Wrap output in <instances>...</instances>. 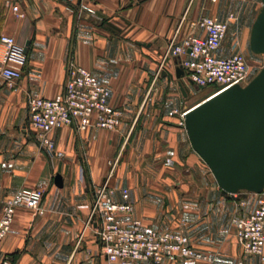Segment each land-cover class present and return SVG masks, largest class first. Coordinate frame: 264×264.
Masks as SVG:
<instances>
[{
	"label": "crops",
	"instance_id": "1",
	"mask_svg": "<svg viewBox=\"0 0 264 264\" xmlns=\"http://www.w3.org/2000/svg\"><path fill=\"white\" fill-rule=\"evenodd\" d=\"M14 4L24 17L16 15ZM255 4L0 0V37L10 35L24 47L29 43L22 79L13 88L0 80V218L5 201L17 199L24 188L42 189L46 210L34 217L26 208L17 209L10 233L0 241V264L6 257L11 264H107L96 225L86 223L93 186L110 173V184L117 189L114 200L122 201L120 189L127 187L134 204L132 218L142 219L145 226L186 234L194 247L214 255L213 264H264V254H244L233 224L245 210L241 201H251L252 193L226 197L192 148L179 114L170 115L174 109L189 108L195 85L175 56L157 74L182 19L185 35L191 31L189 22L202 16L228 22L216 55L241 52L239 37L252 28L260 11L256 13ZM234 13L240 14L238 23L228 21ZM70 62L92 71L110 89V103L123 111V122L115 131L57 129L51 156L28 128L27 95L35 91L53 97L62 92ZM57 174L62 176L61 187ZM164 264L205 263L167 259Z\"/></svg>",
	"mask_w": 264,
	"mask_h": 264
},
{
	"label": "built area",
	"instance_id": "2",
	"mask_svg": "<svg viewBox=\"0 0 264 264\" xmlns=\"http://www.w3.org/2000/svg\"><path fill=\"white\" fill-rule=\"evenodd\" d=\"M12 8L18 17H24L18 5ZM183 23L184 19L170 38L157 74L165 69L166 60L175 56L191 83L198 88H213L210 95L234 85L245 86L252 80L248 60L242 52L228 57L216 55L227 36L228 22L216 16H202L189 22L191 31L186 35L182 33ZM0 47V80L13 88L23 77L27 53L24 46L6 34L0 37ZM110 96V89L92 71L70 62L62 92L53 97L35 91L28 93V128L40 147L53 156L56 142L52 134L57 129L70 126L77 132H86L94 128L115 131L121 127L123 111L110 103ZM188 110L174 109L170 115L179 114L181 124L185 125ZM111 175L93 186L94 203L86 223V226L96 225L107 264H164L167 259L214 263V255L194 247L186 234L147 227L142 219L132 218L134 204L130 190L121 188L122 201H115L117 189L110 184ZM252 195L251 201H241L245 210L233 218V224L244 254L261 256L264 254V190ZM43 197L42 189L24 188L17 199L5 201L0 218V241L10 233L18 208L30 210L34 217L45 214ZM2 264H11L9 257Z\"/></svg>",
	"mask_w": 264,
	"mask_h": 264
},
{
	"label": "water",
	"instance_id": "3",
	"mask_svg": "<svg viewBox=\"0 0 264 264\" xmlns=\"http://www.w3.org/2000/svg\"><path fill=\"white\" fill-rule=\"evenodd\" d=\"M250 47L264 54V0L252 26ZM176 75L180 77V68ZM184 124L192 148L209 166L226 197L264 190V65L247 85L231 86L190 107ZM55 181L62 186L60 174Z\"/></svg>",
	"mask_w": 264,
	"mask_h": 264
},
{
	"label": "rangeland",
	"instance_id": "4",
	"mask_svg": "<svg viewBox=\"0 0 264 264\" xmlns=\"http://www.w3.org/2000/svg\"><path fill=\"white\" fill-rule=\"evenodd\" d=\"M237 4H248L249 2L256 1L255 8L256 13L260 10L262 7V1L261 0H235ZM240 14L234 13L232 15L229 14L228 21H233L234 23H238ZM239 29V28H238ZM251 31L252 28H249V30L244 32L243 37H239V42L242 45L241 52L246 56L250 70H251V76L252 79L260 72V70L263 68L264 65V54H256L251 50L250 47V39H251ZM242 33V32H240ZM194 89V93L190 96H188V107H192L195 104L199 103L200 101L204 100L213 91L212 87H206V88H198L196 86H192ZM134 134V133H133ZM131 136V138L135 135ZM254 196V195H252ZM134 213V212H133ZM132 213V214H133ZM179 232V231H178ZM253 256V255H252Z\"/></svg>",
	"mask_w": 264,
	"mask_h": 264
}]
</instances>
